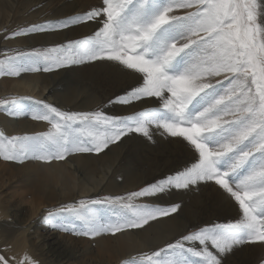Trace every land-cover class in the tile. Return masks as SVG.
Returning a JSON list of instances; mask_svg holds the SVG:
<instances>
[{
	"label": "snow or ice",
	"instance_id": "1",
	"mask_svg": "<svg viewBox=\"0 0 264 264\" xmlns=\"http://www.w3.org/2000/svg\"><path fill=\"white\" fill-rule=\"evenodd\" d=\"M176 9L191 11L178 15ZM88 22L100 25L94 34L0 60V74L108 62L124 85L108 102H143L142 108L109 115L64 111L37 101L39 110L31 118L46 121L50 128L35 136L0 137V157L51 162L70 153L99 154L136 137L150 140V129L162 130L175 138L168 143L192 161L190 167L186 164L126 196L81 199L50 217L62 225L66 217L82 221L85 236L115 234L172 216L181 207L134 200L204 184L238 206V218L182 233L145 253L140 264H223L237 246L264 245V0H102L80 15L34 24L12 35L63 31ZM221 76L227 84L211 79ZM18 105L13 102V115ZM95 205H119L109 208L121 218L98 222ZM0 264H8L2 255Z\"/></svg>",
	"mask_w": 264,
	"mask_h": 264
},
{
	"label": "bare ground",
	"instance_id": "2",
	"mask_svg": "<svg viewBox=\"0 0 264 264\" xmlns=\"http://www.w3.org/2000/svg\"><path fill=\"white\" fill-rule=\"evenodd\" d=\"M47 1L50 0H0L1 50L10 48L9 52L12 53L15 52L13 49H18L15 46L44 49L55 43L87 35L100 26L96 22L87 23L63 31L51 30L31 34L22 39L10 37L6 42L8 37L6 35L14 27L15 30L27 29L34 24L74 17L91 7L100 5L98 0H96L98 3H94V0H58L55 5H50ZM92 1L94 5H88ZM42 3H45L42 8L31 10L33 6ZM6 43H9L8 46L5 45ZM7 57L8 55L0 53V60H6ZM123 88L124 85L118 82L116 73L108 67V62L85 63L48 75L45 72L5 74L0 78V106L5 111L0 115V133L11 138L48 131L45 122L40 120L31 122L32 120L29 121L24 116V112L19 115L12 114V104L19 98L26 104L29 102L24 100L30 101V98H33L64 109L72 108L86 112L104 105L115 115H128L134 110L141 109L143 102H134L132 105L114 103L110 106L108 102L110 97L121 93ZM150 131L153 132V138L150 140L136 137L130 144H123L120 147L110 145L99 154L70 153L63 160L51 162L27 159V163L21 166L25 170L22 177L38 182L37 185L35 184L34 192H30L35 197L28 202L29 208L25 213L22 212V207L16 209V214L12 215L0 210V255L8 260V264H27L28 261L24 260V242L28 243L29 247L30 243L25 237L34 235L33 231L30 232L35 228L33 219L38 215H45L47 211L44 209L50 210V207L78 203L81 199H93L97 194L104 192L110 196L115 194L116 197V194L137 190L141 185L171 173L176 170L177 165L184 163L178 157L180 151L178 146L168 143V140L175 138L162 135V130L156 132L153 128ZM10 162H13L10 163L12 169L6 168L5 164L2 173L4 176L7 175V178L1 177V179L14 182L19 173L14 167L18 166L14 161ZM13 169L18 173H14ZM137 200L155 201L167 205L177 203L181 207L172 216L151 220L141 228L117 232L111 236V239H104L102 244L100 242L101 249L98 250V254H107L110 262L125 260L127 256L133 254L147 253L200 224L238 218V206L233 207L204 184L162 193L154 198ZM46 241L45 245L35 242L41 256H45V262L69 264L73 251L68 241L54 232L50 233ZM263 261L264 245L258 243L237 246L233 252L223 257V264H262ZM32 262L38 264L36 260Z\"/></svg>",
	"mask_w": 264,
	"mask_h": 264
},
{
	"label": "rangeland",
	"instance_id": "3",
	"mask_svg": "<svg viewBox=\"0 0 264 264\" xmlns=\"http://www.w3.org/2000/svg\"><path fill=\"white\" fill-rule=\"evenodd\" d=\"M57 1L58 0H50V1H47V3H49L50 5H55L57 3ZM98 2L101 5L102 0H98ZM98 2L96 0H94V3H98ZM94 3L92 1V3H88V5H94ZM44 5H45V3H42L41 5L33 6L31 8V10H37L39 8H42ZM181 10L180 9H176L175 10V14L184 15L188 11H191V9H181ZM51 22H56V21H51ZM88 23H95V22H88ZM81 25H85V24H80L78 26H81ZM24 26H25V24H24ZM70 28H72V27H68L66 29H70ZM24 29L25 28H21V29L15 30V27L10 29L9 30L10 33L8 35H6V36H8L7 39H6V42H8L10 37H16L18 39H22V38L28 37L29 35H26L25 37L24 36H13L12 35V33L17 32V31H23ZM95 30L96 29H93L91 31V33H88L87 35L94 34ZM84 36H86V35H84ZM84 36H79V37H76L75 39H77V38L79 39L80 37L82 38ZM75 39H73V40H75ZM67 41H69V40H67ZM67 41H64V42H61V43H55V44L49 45V46H47L45 48H50V47H53V46L59 45V44H65ZM7 44H9V43H6L5 45H7ZM15 47H18V49H13V51H15V52L10 53L9 52L10 48H8V49H4V50L0 49V53H4V54L8 55L7 59H11V58L18 57L21 54V52L29 53L32 50H43V48H41V47H29V48L26 47V46H21V47L20 46H15ZM73 67H76V66L64 67V68H61L59 70H54L52 72H60V71H63V70L69 69V68H73ZM52 72H45V74L48 75V74H51ZM41 73H42V71H41ZM3 75H5V74H0L1 77ZM211 79L213 80L214 83L217 82V81L223 80L224 83L227 84V80H225V78L223 76H221V77H212ZM28 98H30V97H28ZM19 100H21V101L19 102ZM15 101H18L19 103H21L15 109L16 111H19V112H17L18 113L17 115H19L21 112H24V116H26L29 119V121L32 120L31 122H36L34 119H31V117H32V114L35 111L39 110V105H37L35 103V102H37V100H33V98H30V101H29V99H26V100H24V102H29L27 104L26 103H22L23 99H21V98L15 100ZM40 102H42V101H40ZM28 104H30V105H28ZM48 104L56 106V105H54L52 103H48ZM113 104L114 103H112V104L110 103V106H112ZM58 108L61 109V110H64V111L86 112V111L75 110V109H72V108H65V109L62 108V107H58ZM67 109H69V110H67ZM96 110H101L103 112H106L109 115H115L111 109H109V108L106 109V106H104V105L100 106V107L93 108L91 110H88L87 112L96 111ZM4 112L5 111L2 110V108L0 106V115L4 114ZM43 122H45V124L48 125V127H47V130H48L50 128V125L46 121H43ZM41 133H44V131H38V132H36V134L35 133H31L30 134L29 133V135L26 134L24 136H35V135L41 134ZM0 137L10 138L7 135H2L1 133H0ZM20 137H23V136H20ZM113 145H115V144H113ZM93 154H95V153H93ZM178 157L181 160H183L184 163L180 164V165H177V168H175L176 170L171 171V173H174L177 170H182L186 164L189 167L191 166V162L192 161L187 156H185L181 151H179ZM14 162H15L14 164H17V166H18V167H14V168L18 169L19 173L16 172L13 169L14 173H18L17 180H15L14 182H12L11 180H8V179L2 180L1 177H3L4 179L7 178V175L4 176L3 173H2V172H4L3 171V166L6 164L5 165L6 168L12 169V165L10 163H13V162H10V161L5 160L2 157H0V174H1L0 175V210L5 212L7 215L16 214L15 210L19 209L20 207H22V210H23L22 212L25 213L26 209L29 208L28 202L33 200V198L35 197L34 194H32V193L30 194V192H34L35 184L37 185V183H38V182H35L33 179L27 180L25 177H22V175L24 174L25 170L23 168H21V166L24 165L25 163H27L26 160H24L23 162H20V161H14ZM6 168H5V170H6ZM171 173H169V174H171ZM169 174L166 173L163 176H166V175H169ZM163 176H160V178L163 177ZM155 179H159V177L155 178ZM155 179H153V180H151L149 182H152ZM149 182H147V183H149ZM145 185H146V183L141 185L139 188H137V190H134V191H139ZM131 192H133V191L124 192L123 194H119V195L116 194V196H126L127 194H129ZM104 197H115V194H112L110 196V194H108L107 192L99 193L93 199H103ZM134 203H136V204L154 203V204H156L158 206H161V207H164L163 205L168 206L167 204H161L160 202H155V201L146 202L145 200L144 201H140V200H137V199L134 200ZM65 205H68V204H65ZM65 205L56 206L54 208L50 207V210L49 209L48 210L44 209L45 211H47V212H45L46 213L45 215L42 214L41 216L38 215V216L34 217L33 220L35 222L34 223V225H35L34 227L35 228L30 230V232H32V231L34 232V235H32L30 237L28 235L27 237H25V239L29 241L30 247H31V250H30L29 244L24 242L25 243V251H24V260L25 261L36 260L38 262V264H48V263L45 262L46 261L44 259L45 256H41L40 249L38 248L37 244H35V242H39V243H42L44 245L47 244V241H46L47 237L50 235L51 232H54L56 235H60L62 238L67 240L68 243L71 246L70 249L73 251V256L70 259L69 264H130V261H132L134 259L137 261V264H140L139 258L144 256L145 253L142 254V255L139 254V253L138 254H133V255L127 256L125 258V260H122V261L121 260H119V261L114 260V261H111V262L108 261L109 258L107 257V254H105L103 252V250H102V252L104 253L103 255L98 254V250L101 249L100 245H99L100 242L102 244L104 239L105 240L107 238L111 239V236L114 235L111 232H101V233H99V234H97L95 236L89 237V236H85V235L82 234V231L85 230L84 229V224H83L82 221H80V220H78L76 218L66 217L65 218V222L62 225L58 220H54L52 217H50V215H49L50 213H52L53 216H55L56 214H58L60 212V209L63 206H65ZM92 207L97 208V209L100 210L99 212L95 213V219L98 222H101V223L105 222L104 224H109V223L115 222L116 220L121 218V213L109 208V207L119 208V205H115V206L95 205V206H92ZM13 208H14V210H12ZM19 213L21 214V212H19ZM228 221L229 220H218L217 222L213 221L211 224H214V223H225V222H228ZM211 224H200L198 226L199 227H203L205 225H211ZM196 227L197 226L193 227L192 229H188L187 231H185L183 233L191 231V230H193ZM65 228H67L68 230L66 231ZM123 231H120V232H123ZM180 235L175 237L174 239H178L180 237ZM174 239H172V240H174ZM172 240H170V241H172ZM170 241H168V242H170ZM165 244L160 245L158 247H155L154 249L149 250L147 253H151L152 251L158 250L159 248L164 247ZM211 250L213 252H215L214 249H211ZM107 253L109 254V252H107ZM99 259H100V261H99ZM193 264H196V262L194 260H193ZM262 264H264V261L262 262Z\"/></svg>",
	"mask_w": 264,
	"mask_h": 264
}]
</instances>
